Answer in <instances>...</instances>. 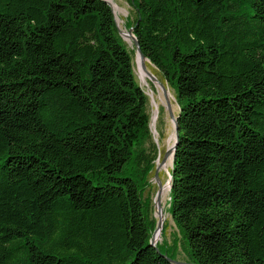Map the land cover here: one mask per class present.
<instances>
[{
    "label": "trees",
    "instance_id": "16d2710c",
    "mask_svg": "<svg viewBox=\"0 0 264 264\" xmlns=\"http://www.w3.org/2000/svg\"><path fill=\"white\" fill-rule=\"evenodd\" d=\"M178 112L154 246L150 101L104 0H0V264H264V0H124ZM150 86L153 87L152 83Z\"/></svg>",
    "mask_w": 264,
    "mask_h": 264
},
{
    "label": "rangeland",
    "instance_id": "374dc122",
    "mask_svg": "<svg viewBox=\"0 0 264 264\" xmlns=\"http://www.w3.org/2000/svg\"><path fill=\"white\" fill-rule=\"evenodd\" d=\"M112 1L113 4L111 2L109 3L112 7L116 25L119 31L123 33L122 38L127 43L128 47L132 48V41L124 35L128 30L125 26V20L130 9L129 5L124 0ZM133 62L138 83L149 97L151 113L150 128L159 148V155L155 161L154 169L149 180L150 186L148 188V195L152 200L153 214L155 218L158 219V214L156 212V202L158 200L160 205L162 206L163 214L165 215V219L162 222V227L154 237V241L156 244L161 243L163 241V238L171 241L173 235H177V237L179 236L178 230L173 223L169 213L167 212L169 202V172L171 169L172 161V157L170 153H167V151L170 150L172 144L174 143V118H176L178 107L173 91L169 89L165 85V83H163L155 75V77L169 91L170 95L168 96L166 93V97L163 95L159 84L151 82L148 78V75L145 73L143 67L154 75L152 66L149 64V62L143 60L142 63L136 52L134 53ZM150 83H152L153 87L150 86ZM151 92L154 93V99L158 103L157 108L152 107L153 104ZM154 110L156 111V113L154 112ZM159 185L160 187L168 185V188L160 191ZM176 261L190 262L187 259V256L182 248L181 242L179 241L176 245Z\"/></svg>",
    "mask_w": 264,
    "mask_h": 264
},
{
    "label": "water",
    "instance_id": "95a60500",
    "mask_svg": "<svg viewBox=\"0 0 264 264\" xmlns=\"http://www.w3.org/2000/svg\"><path fill=\"white\" fill-rule=\"evenodd\" d=\"M107 4H109L110 5V3L107 1V0H104ZM111 6V5H110ZM112 8V7H111ZM120 34L121 35H123V33L122 32H120ZM126 37H128L131 41H132V43L135 45V47H136V53H137V55H138V57H139V59H140V61L143 63V60H146V61H148L145 57H144V55L141 53V51L139 50V47H138V43H137V40H136V38L134 37V35H133V33H132V31H131V29H128L127 31H126V33L124 34ZM143 69L145 70V72L147 73V75H148V78L150 79V81L151 82H153V83H158L159 84V86H160V88H161V90H162V92H163V95L166 97V93H167V89H166V87L155 77V75H153L152 73H150L149 71H147L144 67H143ZM174 136H175V139H174V143L172 144V146H171V148H170V150H168L167 151V153H170V155H171V157H173V152H174V149H175V146H176V139H177V133H178V128H177V126H176V118H174ZM166 153V154H167ZM169 178H170V174H169ZM169 187H170V181H169ZM159 189H160V185H159ZM159 205V204H158ZM156 207H157V204H156ZM156 212H157V208H156ZM160 226H161V223H160ZM157 227H159V223H158V221H157V223H156V228H155V230H154V232L156 231V229H157ZM154 232H153V234H154ZM153 234H152V237H151V239H150V244L151 245H155V242L153 241ZM171 261V263L172 264H194V263H191V262H179V261H175V260H170Z\"/></svg>",
    "mask_w": 264,
    "mask_h": 264
},
{
    "label": "bare ground",
    "instance_id": "6f19581e",
    "mask_svg": "<svg viewBox=\"0 0 264 264\" xmlns=\"http://www.w3.org/2000/svg\"><path fill=\"white\" fill-rule=\"evenodd\" d=\"M108 2H111L112 4H113V1L112 0H107ZM146 73V72H145ZM147 74V73H146ZM156 83V82H155ZM158 84V83H157ZM167 95L169 96L170 94H169V91L167 90ZM151 97H152V104H153V106L152 107H154V108H157V105H158V103H157V101L154 99V93L153 92H151ZM157 97V96H156ZM163 97V96H162ZM158 98V97H157ZM154 112L156 113V111L154 110ZM167 189L168 188V185H166V186H161L160 187V191H162V190H164V189ZM156 204H157V214H158V219H157V221H158V223H159V227H157V229H156V231L154 232V234H153V241H154V237H155V235L160 231V229H161V227H162V222H163V220L165 219V215L163 214V210H162V206L160 205V203H159V200L156 202ZM159 204V205H158ZM160 223H161V226H160ZM155 242V241H154Z\"/></svg>",
    "mask_w": 264,
    "mask_h": 264
}]
</instances>
